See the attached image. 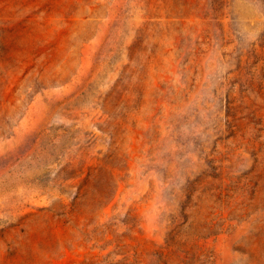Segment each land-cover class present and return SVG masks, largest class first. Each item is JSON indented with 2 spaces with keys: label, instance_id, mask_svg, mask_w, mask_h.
<instances>
[{
  "label": "rangeland",
  "instance_id": "rangeland-1",
  "mask_svg": "<svg viewBox=\"0 0 264 264\" xmlns=\"http://www.w3.org/2000/svg\"><path fill=\"white\" fill-rule=\"evenodd\" d=\"M0 264H264V0H0Z\"/></svg>",
  "mask_w": 264,
  "mask_h": 264
}]
</instances>
